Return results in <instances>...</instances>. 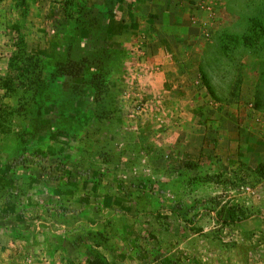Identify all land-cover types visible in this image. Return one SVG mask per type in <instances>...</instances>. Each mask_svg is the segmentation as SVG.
<instances>
[{
	"label": "rangeland",
	"instance_id": "rangeland-1",
	"mask_svg": "<svg viewBox=\"0 0 264 264\" xmlns=\"http://www.w3.org/2000/svg\"><path fill=\"white\" fill-rule=\"evenodd\" d=\"M0 264H264V0H0Z\"/></svg>",
	"mask_w": 264,
	"mask_h": 264
},
{
	"label": "crops",
	"instance_id": "crops-1",
	"mask_svg": "<svg viewBox=\"0 0 264 264\" xmlns=\"http://www.w3.org/2000/svg\"><path fill=\"white\" fill-rule=\"evenodd\" d=\"M179 1L182 2L183 0H179ZM163 68H166V66L164 65ZM165 77H166V76H165ZM176 77H178V76H176V75L173 76V78H172V79H173V82L177 80ZM159 86L161 87V91L158 90V92H163L162 95H163L165 98H170V99H171L172 97H171L170 95H168V93H167V91H168L167 87H165V86L163 85V83H161V85H158V87H159ZM165 94H166V96H165Z\"/></svg>",
	"mask_w": 264,
	"mask_h": 264
},
{
	"label": "trees",
	"instance_id": "trees-1",
	"mask_svg": "<svg viewBox=\"0 0 264 264\" xmlns=\"http://www.w3.org/2000/svg\"><path fill=\"white\" fill-rule=\"evenodd\" d=\"M218 216H219V219H220V217H221V213L219 212V213H216ZM239 220V221H241L242 219H241V217H239V216H234V213L233 212H230V211H228L227 212V218L225 219V220Z\"/></svg>",
	"mask_w": 264,
	"mask_h": 264
},
{
	"label": "built area",
	"instance_id": "built-area-1",
	"mask_svg": "<svg viewBox=\"0 0 264 264\" xmlns=\"http://www.w3.org/2000/svg\"><path fill=\"white\" fill-rule=\"evenodd\" d=\"M139 108V107H138Z\"/></svg>",
	"mask_w": 264,
	"mask_h": 264
}]
</instances>
